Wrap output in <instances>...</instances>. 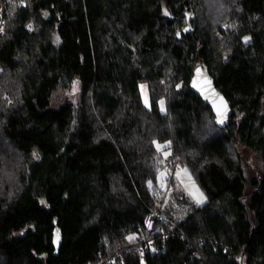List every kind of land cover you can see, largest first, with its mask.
<instances>
[{"label": "trees", "instance_id": "1", "mask_svg": "<svg viewBox=\"0 0 264 264\" xmlns=\"http://www.w3.org/2000/svg\"><path fill=\"white\" fill-rule=\"evenodd\" d=\"M213 1L0 0V264H264V0ZM169 192L162 251H123Z\"/></svg>", "mask_w": 264, "mask_h": 264}, {"label": "rangeland", "instance_id": "2", "mask_svg": "<svg viewBox=\"0 0 264 264\" xmlns=\"http://www.w3.org/2000/svg\"><path fill=\"white\" fill-rule=\"evenodd\" d=\"M217 0H214L213 2H215ZM219 1V0H218ZM228 25V23H227ZM225 25L222 29H226L228 26ZM230 27H232V24L230 23ZM234 25V24H233ZM235 29V26L234 28ZM235 31V30H234ZM233 32V31H232ZM217 39L221 40V36H218ZM144 85V89L142 90L141 87V94H142V100L145 104V98H147V101H148V105H150V99H149V94H148V87L147 85L144 83L142 84ZM146 105V104H145ZM164 107H165V102H164ZM246 163H248V165H250L251 169L252 170H255L257 171L258 168L261 167V164L259 162V160L257 159V157L255 156L254 153L252 152H247V156H246V160H245ZM186 170V171H185ZM179 174V175H178ZM176 175V177H175ZM253 175V174H252ZM171 177V176H174L175 179H174V184L176 186V189L183 192L184 194L187 195V197L189 198V201L196 205V206H200L202 204L205 203L206 201V197L204 195V193L200 190V188L197 186V184L195 183V181H193V177L190 176L189 174V171L184 168V167H181V166H177L175 167V170L174 171H171L169 169H164V170H161V173L159 175V179H160V184L164 185L166 184V177ZM189 177L191 178L189 180ZM181 182L183 185H185V187L181 186L180 183H178V181ZM194 182L195 186L199 189L200 192L203 193L205 199L203 201V203L197 205L195 202H194V199H193V196L190 195V190H191V183L190 182ZM171 195V192L168 193V195H166V199L164 201V204H163V207H162V210H165V211H169L171 213V215L173 216V219H174V222H175V219H180V218H184L187 213H188V209L187 207H184L183 205L181 204H178L176 201L173 200L172 196H169ZM127 245H129V243H127ZM126 245V246H127Z\"/></svg>", "mask_w": 264, "mask_h": 264}, {"label": "built area", "instance_id": "3", "mask_svg": "<svg viewBox=\"0 0 264 264\" xmlns=\"http://www.w3.org/2000/svg\"><path fill=\"white\" fill-rule=\"evenodd\" d=\"M3 10L1 9L0 15H3ZM165 168L169 170L175 169V167L180 166L179 161L173 157L168 156L164 161ZM157 222H162L163 224H168L171 230L175 229V223L173 218L166 213L164 210L153 211L148 214L145 219V234L137 235L135 244H129L123 247V251L132 250L135 252L141 261L146 260V255L148 253L158 254L162 251V247L159 245V241L155 239L152 235L154 233V228ZM150 225V226H149ZM161 235L165 237V232L160 229ZM154 249V250H153ZM121 250H118L113 255V264L121 263Z\"/></svg>", "mask_w": 264, "mask_h": 264}, {"label": "snow or ice", "instance_id": "4", "mask_svg": "<svg viewBox=\"0 0 264 264\" xmlns=\"http://www.w3.org/2000/svg\"><path fill=\"white\" fill-rule=\"evenodd\" d=\"M165 14L167 15V12H165ZM27 27L31 30L32 25L29 24ZM2 31H3V28H0V32H2ZM185 31H187V29H185ZM248 39L249 38L245 37V42H247ZM199 74H200V69H197V75H199ZM207 83L209 85V89H208L207 92H205L203 88L198 87V83H197L196 80H193V87L194 88H197L198 91L201 92V94L204 96V99L205 100H210L211 101V103L213 105V108L215 109L216 114H217V121L219 123H223V120H224V117H225V114H226V110H227V104L224 101L223 97L219 96L218 93H216L213 89H211V87H210L211 82L210 81H207ZM144 87H145L144 85H141V89L142 90L144 89ZM177 87L179 88L180 85H177ZM217 100L220 101L219 104H217ZM145 104H146V106L148 105L147 98H145ZM160 106H161V111H165L164 101L163 100L160 101ZM154 143H156V142L154 141ZM168 145H170V142H167V145L166 146H168ZM156 146H157V149L158 150H161V146L158 143H156ZM168 154L169 153L165 152V156H167ZM33 156L38 159V156L36 155L35 152L33 153ZM190 179L191 178L189 177V180ZM149 183L151 184V182H149ZM190 195L193 196L194 202L197 205L203 203V201L205 199L203 193L199 191V189L195 186L194 182H191ZM41 203H43V201H41ZM127 239L131 242V241L134 240V236H128Z\"/></svg>", "mask_w": 264, "mask_h": 264}, {"label": "water", "instance_id": "5", "mask_svg": "<svg viewBox=\"0 0 264 264\" xmlns=\"http://www.w3.org/2000/svg\"><path fill=\"white\" fill-rule=\"evenodd\" d=\"M188 31H191V27L189 26V28H188V30H187V32ZM211 87V89H213L216 93H218L216 90H215V88H214V86H210ZM209 89V88H208ZM208 89H207V91H208ZM220 96V95H219ZM225 101V100H224ZM226 102V101H225ZM220 103V101L219 100H217V104H219ZM227 112H229V108H228V106H227V110H226V114H225V117L224 118H226L227 117ZM61 240H62V237H61V234H60V232L57 230L56 232H55V239H54V246H55V249H56V254L59 252V249H60V245H61Z\"/></svg>", "mask_w": 264, "mask_h": 264}, {"label": "crops", "instance_id": "6", "mask_svg": "<svg viewBox=\"0 0 264 264\" xmlns=\"http://www.w3.org/2000/svg\"><path fill=\"white\" fill-rule=\"evenodd\" d=\"M189 174H190V173H189ZM190 176H191V175H190ZM175 177H176V175H175ZM177 181H178V180H177ZM191 182H192V181H191ZM191 182H190V183H191ZM178 183H180L181 186L185 187V185H183L181 182L178 181Z\"/></svg>", "mask_w": 264, "mask_h": 264}]
</instances>
